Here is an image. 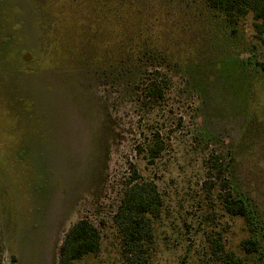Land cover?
I'll use <instances>...</instances> for the list:
<instances>
[{"label":"rangeland","instance_id":"obj_1","mask_svg":"<svg viewBox=\"0 0 264 264\" xmlns=\"http://www.w3.org/2000/svg\"><path fill=\"white\" fill-rule=\"evenodd\" d=\"M130 1L0 0V264H58L80 219L101 247L79 264H124L112 218L130 165L163 198L148 264H208L212 230L245 264H264V34L256 40L246 22L234 53L206 10ZM147 44L169 76L149 112ZM146 124H159L164 143L152 165L136 150ZM213 156L253 233L224 212ZM252 234L258 253L240 246Z\"/></svg>","mask_w":264,"mask_h":264},{"label":"trees","instance_id":"obj_2","mask_svg":"<svg viewBox=\"0 0 264 264\" xmlns=\"http://www.w3.org/2000/svg\"><path fill=\"white\" fill-rule=\"evenodd\" d=\"M132 1V0H131ZM130 1V2H131ZM169 4L180 2L191 4L210 14V22L215 26L218 35L225 41L233 40L229 46L234 53L244 51L242 34L246 22L252 29L256 40L263 39L264 34V0H160ZM160 5V4H159ZM213 26V27H214ZM238 38L240 40H238ZM151 45V44H150ZM143 53L153 64L145 65L143 69L142 99L149 111L160 107L165 91L169 87V76L165 69V60L158 50L154 57L148 48ZM148 48V50H147ZM158 56V59L155 57ZM144 58V59H145ZM250 63V62H249ZM155 120L154 122H156ZM151 124V122H148ZM146 124L148 136L145 143L136 146L139 154L152 165L164 149V143L159 136V124ZM160 123V127H161ZM161 129V128H160ZM210 171L218 180V191L222 208L226 214L236 217L245 223L251 233L254 232V222L244 198L233 193L225 175V165L219 156L210 160ZM208 185V191L210 187ZM163 198L157 185L151 180L140 179L134 165H130V174L124 186L121 199L113 215V223L120 239V254L124 264H148L150 250L154 241L153 223L160 216ZM207 243L208 264H245L244 260L228 251L221 232L211 231L205 236ZM240 246L246 253H258L259 245L254 234L242 240ZM101 237L96 226L87 219H80L66 231L58 248V264H79L86 256L95 255L100 251ZM9 264H16L12 259Z\"/></svg>","mask_w":264,"mask_h":264}]
</instances>
